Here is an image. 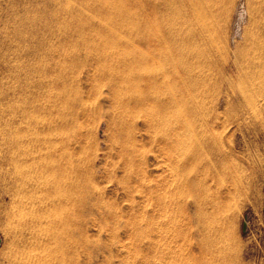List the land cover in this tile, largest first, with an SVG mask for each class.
Returning a JSON list of instances; mask_svg holds the SVG:
<instances>
[{"label":"rangeland","instance_id":"obj_1","mask_svg":"<svg viewBox=\"0 0 264 264\" xmlns=\"http://www.w3.org/2000/svg\"><path fill=\"white\" fill-rule=\"evenodd\" d=\"M10 1L17 36L1 62L8 66L0 74V133L37 95L27 67L45 59L47 70L28 166H14L0 135V264H166L163 245L146 248L152 237L139 232L144 219L161 228L162 205L190 185L223 199L216 264H264V0H213L205 33L192 43L174 39L176 10L154 17L140 0H70L59 30L51 0ZM8 3L0 0V27ZM113 71L129 104L115 103ZM188 74L194 87L185 91L180 79ZM137 96L150 106L133 105ZM55 225L60 258L52 255Z\"/></svg>","mask_w":264,"mask_h":264},{"label":"bare ground","instance_id":"obj_2","mask_svg":"<svg viewBox=\"0 0 264 264\" xmlns=\"http://www.w3.org/2000/svg\"><path fill=\"white\" fill-rule=\"evenodd\" d=\"M212 1L213 0H140V2L138 4H139L140 7L141 6L142 7L144 6L142 8V9H144L143 11L149 12V13H151V15L153 14L154 17H158V16H161V15H164V13H170V12H172V10H176L177 12L175 13V17H174V20L172 22V25H177V27L175 28L176 30L173 33L175 38L174 37L173 38L179 40V39H181L180 38V36H181V37H183V39H185V38L186 39H191L190 42L192 43V42H195V38H197V37L198 38H202L203 35H204V33H205L207 14L211 11V7L209 5H210V2H212ZM69 2H70V0H51L50 8L48 7L49 10H50V15L52 16V24H51V26L53 25L57 30H59V29L62 28L63 19H62L61 16H62V13H63L64 9L69 4ZM211 5L213 6V4H211ZM0 7H2V6H0ZM4 7H6V6H4ZM14 8L15 7H14L13 3L9 0V3H8L7 7H6V10H3V11H5V13L3 12V14H5L6 19H4V21L2 20L3 21V23H2L3 26H1V27H3L2 32H1V29H0V74H1V71L3 69H6V68H3V67H7L8 66V65L6 66V64H7L6 62H5L6 64L5 63H2L1 64V62H4L5 59H3V58L5 57L6 54L8 55V53L6 51H8L10 49V47L12 46V45L10 46V39L12 37L17 36V34L15 33V27H16L15 23L17 22V19H18L17 17L18 16L16 15V10L17 9L15 10ZM67 12H69V11H67ZM69 13H67V14H69ZM243 13H244V11H242V10H240L238 12L240 20H242ZM71 14H73V13H71ZM66 16H69V15H66ZM147 22L148 21L146 20L145 21L146 24L144 23L146 26H147ZM181 23H187L188 26L184 29L181 26ZM118 36H119V34H118ZM181 49L182 48L180 47L179 50L182 51ZM192 54H193V52L190 51L188 55H190L191 57L196 56V55H192ZM178 56L180 57V54ZM110 59H112V58L110 57ZM183 61H185V60H183ZM112 63H114V62H112ZM125 63H126V61H125ZM132 64H133V62H132ZM182 64H183V62H182ZM46 65L47 64H45V59H42L40 62H38V63H32V64H30L27 67V76L26 77L28 78V80L31 79V78H36V82L33 84L32 87H36L37 88V90H38L37 91V95H35L36 96L35 97L33 94H30V95H28L26 97L28 99H26L25 106L21 110V113L15 115V116H11V119L9 121V129H8V131L5 129V132L4 133L2 131L0 133V135H3V137L1 138V141L3 142L2 145H6V148H7V151H8L7 153L9 154L8 159H9V157L11 158V161L13 162V164H14L15 167L16 166H25V167L28 166L30 164V161H31V158H32L31 157L32 151L35 150V146L36 145L35 144H32V139H33L32 136L37 133V129H38L37 128V125H38L39 121L41 120L42 115L45 114L43 110L45 109V107H44V105H45V99L44 98H45V92H46L45 91V87H46V85H45V76H46V70H47V69H45L47 67ZM112 65H110V66L112 67ZM123 65H124V63H123ZM183 65H180V66H183ZM126 66H127V64H126ZM183 67H185V66H183ZM185 68H187V67H185ZM106 71L109 72L108 69H106ZM110 76L111 77H109L110 78L109 84L112 87V92H113V95H114L115 100H116L115 103L118 106H123V105H125V103L126 104L127 103L129 104V102H131V101L130 100H128V101L125 100V96H126L125 94L126 93L124 92L125 91L124 88L126 87V83H125L124 79H122L123 77L122 76H117L116 75V72H114V71L112 72V74H110ZM161 77H162V74H161ZM191 77L192 76L190 74H188L185 78L181 77V79H180L181 82H183V85H185V89H186L185 91H188L191 87H194L193 86L194 85L193 84L194 82L191 81V79H192ZM164 78H166V73H165ZM125 79H126V77H125ZM152 79H154V78H152ZM152 79H150V80H152ZM161 79H163V78H161ZM174 79H176V78H174ZM156 80L157 79H154L152 82H149L148 83L149 84V88H151L150 90H153L152 89L153 87L156 88L155 87L156 85L154 86V83L156 82ZM177 80H176V82L178 83ZM99 84H101V83H99ZM99 84H98V86H99ZM129 85H128V87H129ZM183 85H181V86L184 87ZM131 86H132V84H131ZM137 86H139V85H137ZM179 86L177 85V87H179ZM145 87H144V89H145ZM173 87L175 88V85L174 86L172 85L171 88L169 86L170 90L173 89ZM129 88L132 89L131 87H129ZM177 89H180V88H177ZM144 91H142V92H144ZM174 91H176V89H174L173 92ZM152 92H154V90ZM176 92L178 94L179 91H176ZM162 93L160 92V95H162ZM144 94L146 95V93H144ZM178 95H180V94H178ZM182 96H184L183 93H182ZM169 97H171L170 99L173 100V98H172L173 95L172 96H169ZM150 98L152 100L154 99L152 97H150ZM158 98H159V96H158ZM159 99H161V98H159ZM164 99H166V98H164ZM132 100H133V102H132L133 105L141 106V107L142 106H148V107L150 106V105H146L149 102V97L148 96H144V98H142V97L140 98L138 96L137 97H132ZM187 100H189L188 97H187ZM191 101H195V99L190 100V102ZM166 102H167V100H166ZM174 102H175V100H174ZM179 102H177V103L179 104ZM181 102H180V104H181ZM132 103H130V104H132ZM152 104H153V102L151 103V106H153ZM167 104H169V101L166 104L162 101L161 106H164V109H165V105H167ZM170 104H171V101H170ZM182 104L185 105L184 103H182ZM46 105H48V104H46ZM130 106H132V105H130ZM167 106H169V105H167ZM190 106H193V105L191 104ZM168 109H171V108H168ZM194 109H195V107H194ZM198 111H199V109H198ZM141 113H142V111H141ZM165 113H168L169 114V112H166V111H165ZM153 114H155V113L153 112ZM157 114H159V112ZM195 114H196V112H195ZM172 118H174V117H172ZM180 121H182V120H180ZM175 125L178 126V124H175ZM155 126L156 125H154V127ZM187 126L188 125L186 124V127ZM147 127H149V125ZM151 128H153V127H151ZM176 128L178 129V127H176ZM172 129L173 128H171V130ZM174 131L177 132V130H174ZM188 131H190V130H187V133H188ZM162 140H165V142H164L165 143V147L168 150L172 149V147L174 146V144L172 142L173 139H172L171 136H167L165 139H162ZM168 159H169V157H168ZM38 160H40V159H38ZM32 163H33V161H32ZM174 168L175 167H173V169ZM21 184H23V183H21ZM188 190L189 191H187L186 193H184V194L182 193V196H181L182 198L181 199H179V200H177L175 202H172V203H169L170 202L169 201L166 204H163L162 205V213H163L162 214V217H164L163 218L164 221L161 224L162 230H161L160 227H159L160 229L159 228H156V226H154L153 229H152V226L150 225L151 227H149V224L147 225V223H146V219H144L145 224L141 228L139 234H142L143 237H147V238H149L150 236L152 237V238H150V240L147 242V244L145 246H146V248L152 249V251L154 250V252L156 250V247L159 246V244L160 245H163V249H165L164 255H166L169 258L166 261V264H171V263L177 264L176 261H178V262H180V264H182L181 262H183V263L184 262H187V261L190 262L189 259H191L193 261L194 260H198L197 261L198 264H216V261L219 259L218 258L219 255L221 254V256H222V254H224V252H223V247H224L223 241L224 240L222 238L224 236V233L222 232V227H221V223H220L221 222V218L223 216V206H224L223 199L221 197H218V195L211 196V197L208 196V195H207L208 196L207 197L205 195L206 196L205 197L204 196V193L206 191H205V189L202 186H193V185H190V187H189ZM50 192H51V190H50ZM53 192L54 191L52 190V193ZM211 193H214V192H211ZM187 195H189V198H186ZM62 199H64V198H62ZM68 207H70V206H68ZM52 220H54V219L52 218ZM50 222H51V219H50ZM50 222H49V224H50ZM158 225L159 224H157V226ZM64 226H66V224H64ZM54 227H55V230L53 231V233H51L50 238L52 239V242L53 243H56V245L58 247H57L56 250L54 249L55 251H52L53 252L52 255L55 258H57V257L60 258L63 255V251L61 249V246H59V244H60V234L58 232V228H57L58 226L55 225ZM66 228H64V229H66ZM155 234L157 236H159L160 238L159 239H156L154 237ZM160 241H162V242H160ZM171 243H173L172 246L170 245ZM139 247H141V246L139 245ZM214 252H217V254H215ZM50 261H51V259H50ZM69 261H70V264H75L74 259L73 260L70 259ZM136 264H137V262H136ZM190 264H191V262H190Z\"/></svg>","mask_w":264,"mask_h":264}]
</instances>
